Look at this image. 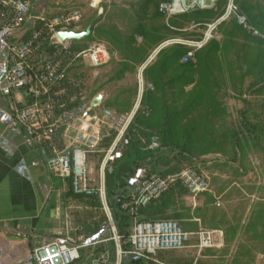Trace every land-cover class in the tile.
Masks as SVG:
<instances>
[{
  "label": "trees",
  "instance_id": "1",
  "mask_svg": "<svg viewBox=\"0 0 264 264\" xmlns=\"http://www.w3.org/2000/svg\"><path fill=\"white\" fill-rule=\"evenodd\" d=\"M162 1L165 0H139L133 10L110 5L109 8H103L102 14L94 20H84L82 16L81 23H85L77 32L89 28L90 33L80 40H72V49H85L96 39L104 43L117 56L112 61L106 82L116 83L133 73L134 68L146 58V53L152 47L171 38L170 36L178 35L177 29L186 24L194 22L202 25L215 19L222 13L225 4V0H219L213 9L195 10L173 16L169 20L170 27H167L162 23L164 18L158 12V5ZM235 3L243 10L248 22L264 34L261 18L257 19L253 14V5L247 0H235ZM33 8L31 12H34ZM54 16L56 15L51 17ZM218 31L220 39L210 40L199 49L195 53V62L180 63L188 48L172 45L161 50L144 71V79L152 84L153 89L144 91L141 108L131 125V140L120 158L112 164V171L105 176L106 201L122 251L130 248L127 237L131 217L115 201V196L125 191L128 181L142 168H145L148 174L157 175L195 168L204 174L206 172L209 182H220L218 191L222 193L264 191L263 185L256 186L253 179L242 180L247 174V152L251 151L257 155L264 153V122L252 123L246 118L250 100L243 97L260 93L264 95V41L252 37L236 24L234 18L222 23ZM239 36L246 40V44L240 56L236 57L232 52L236 50L235 38ZM137 37L141 40L138 41ZM240 64H249L246 66L251 67L249 71L253 70V67L254 70L261 71L260 79L244 89L240 83L244 76L243 73L239 74L242 70L238 67ZM227 91L242 103L238 128L226 120L225 100L229 97ZM134 93L133 87L121 89L107 98L102 106L117 114L126 113L130 109ZM146 108L149 109L147 115L143 113ZM153 136L158 139L159 146L149 149L148 145ZM141 138H144L145 142H142ZM110 141L111 138H108L104 145L107 146ZM210 154L213 155L209 156ZM224 175H227V178L221 180L220 176ZM65 182L66 204H74L68 211L72 225L82 228L84 239L101 229L105 232L108 228L107 216L97 214L98 208L102 207L99 198L75 195L70 179L66 178ZM179 191L188 193L179 183L171 185L158 198L138 210V219H171L177 222L181 215L170 210L174 196ZM199 194H207V191ZM208 197L213 200L217 198L215 195ZM79 204H83L84 208L96 210L97 215L95 216L92 209H75ZM259 206L260 210L257 212L255 207L251 210L250 206L251 219H261L264 216V204L259 203ZM167 252L159 251L157 255L163 257ZM121 264L153 263L145 258L124 254Z\"/></svg>",
  "mask_w": 264,
  "mask_h": 264
},
{
  "label": "built area",
  "instance_id": "2",
  "mask_svg": "<svg viewBox=\"0 0 264 264\" xmlns=\"http://www.w3.org/2000/svg\"><path fill=\"white\" fill-rule=\"evenodd\" d=\"M218 1L165 0L159 3L158 12L168 25L173 16L213 9ZM35 3L36 0H0V95L7 103L8 127L21 132L26 146L45 152L46 169L63 180L69 178L75 195L99 198L111 230L110 239L115 245V264H121L124 254L147 259L159 251L186 247L193 234L184 231L176 221H140L137 213L175 183L191 194L209 191V178L202 171L185 168L177 173L157 175L148 174L145 168L139 170L133 185L115 196V201L131 217L127 251L121 250L107 205L106 173L112 171V164L131 140V125L141 108L143 93L153 89L152 84L145 81L144 71L161 50L172 45L185 46L188 49L180 63L194 62L195 53L210 40H218V27L230 18L254 38L264 41V34L248 22L235 0H225L218 17L196 25L200 27L198 37H171L152 49L137 67L135 101L128 112L117 114L103 107V101L92 106L96 95H88L80 77H70L76 65L83 63L98 69L105 66L115 52L102 42H92L82 50L72 49V40H60L57 32H77L81 11L71 9L46 19L31 14ZM16 91L20 93L19 99L14 97ZM143 113L147 115L149 109H144ZM108 138L111 141L106 146ZM141 140L145 142L144 138ZM158 146V139L151 137L148 148ZM92 158L99 161L96 179L92 177ZM194 235L200 251L212 246V231L199 230ZM84 245V242L61 243L60 239L43 241L33 247L30 259L24 264H73L80 260L79 249ZM109 259V250L104 245L98 256L91 253L81 264H109Z\"/></svg>",
  "mask_w": 264,
  "mask_h": 264
},
{
  "label": "rangeland",
  "instance_id": "3",
  "mask_svg": "<svg viewBox=\"0 0 264 264\" xmlns=\"http://www.w3.org/2000/svg\"><path fill=\"white\" fill-rule=\"evenodd\" d=\"M138 1L139 0H98L97 6L92 7L91 4L93 0H36L33 8L34 12H31V14L33 16H43L49 19V17L64 11L79 9L84 20L88 18L94 20L102 14L99 12L101 8H109L110 5H116L119 8L133 10ZM247 1L253 5V14L256 15L257 19L261 18V25L264 27V0ZM169 20L168 25L165 19L162 20V23L170 27ZM84 23V21L81 23L79 26L80 29L84 26ZM196 25L197 24L194 22L186 24L182 28L177 29L179 31L178 35L170 37L196 38L199 35L200 29V27ZM137 40L140 41L141 39L137 37ZM235 41L237 42V46L235 52L232 53H235L233 56L239 57L243 52L246 40H244L242 36H239L235 38ZM92 42L101 41L96 39ZM153 48L154 47L146 53L145 57L148 56ZM116 57V55L111 57L105 66L98 69L80 63L73 68L70 77H80L85 91L92 97L101 93L104 95L105 99H107L121 89L126 90L129 87H133L135 93L131 97V105L129 107L131 108L137 94L136 73L138 65L134 68L133 73L126 75L121 81L107 83L108 71L110 70L112 61L116 59ZM253 59L254 57H252V60ZM246 66H249V64L238 66L242 69L239 74L243 73L244 75L240 81L243 89L260 79L261 73L258 69L254 70L255 67H253V70L249 71L251 67L246 68ZM227 93L229 94L228 91ZM225 106L228 111L227 119L233 122L237 116V111L242 107V103L239 99L234 98L232 94H229V97H226ZM211 155L213 154L209 156ZM90 164L92 177L96 179L99 161L96 158H92L90 159ZM226 178L227 175L220 176L221 180ZM244 179L245 177L242 178V180ZM258 179L264 187V175L259 176ZM219 185L220 182L214 183L210 180V191H207V194H191L183 191H179L175 194L170 211L181 215V218L177 220V222L182 229L193 235L186 247L179 250L168 251L163 257L156 253L146 260L151 261L153 264H264V216L261 219H251L249 214L250 206H252L251 210L255 207L257 212L260 210L259 203L264 204V191L222 193L218 191ZM209 195L211 197L215 195L217 197L216 200L209 199ZM81 207L82 209H88V211L92 209L89 207L84 208L85 206L83 204L76 205L75 209H81ZM92 211H94L95 216L97 214L105 216L106 214L101 206L98 208L97 214L95 212L96 210L92 209ZM262 212L264 215V210H262ZM199 230H209L214 233L212 246L201 251L196 246L194 235V233ZM74 231L77 233L81 232L82 228L74 227ZM111 236V230L108 227L106 231L101 234L99 239H107L104 245L107 246L110 253L109 264H115V245L113 240L110 239ZM73 240L75 243H79L80 241L84 242L85 239L82 237L81 240ZM102 245L103 244H91V247L94 248L93 253L96 256L101 253L103 248Z\"/></svg>",
  "mask_w": 264,
  "mask_h": 264
},
{
  "label": "crops",
  "instance_id": "4",
  "mask_svg": "<svg viewBox=\"0 0 264 264\" xmlns=\"http://www.w3.org/2000/svg\"><path fill=\"white\" fill-rule=\"evenodd\" d=\"M99 12L102 13L103 8ZM14 97L19 99L20 93L14 92ZM243 97L250 100L246 118L252 123L264 122V95ZM105 100L103 95V102ZM239 110L233 122L226 116L237 128ZM7 112V103L0 95V264H24L36 244L55 239L75 243L73 239L81 240L83 232L74 231L68 213L74 204H66L65 180L46 169L43 150L29 148L22 142L21 132L8 127ZM246 157L245 179H253L256 186H262L258 177L264 175V153L257 155L248 151ZM93 244L104 246L100 242ZM93 252L91 245L82 246L80 260L73 264L86 262Z\"/></svg>",
  "mask_w": 264,
  "mask_h": 264
},
{
  "label": "water",
  "instance_id": "5",
  "mask_svg": "<svg viewBox=\"0 0 264 264\" xmlns=\"http://www.w3.org/2000/svg\"><path fill=\"white\" fill-rule=\"evenodd\" d=\"M90 33V29L87 28L84 31H79V32H74V31H59L57 32V37L60 40H80L84 37H86L88 34ZM103 101V95L97 94L92 102V106H95L96 103L101 104ZM139 170L137 171V173L135 174V176L133 178H131L128 183L127 186L131 187L135 181V178L138 176ZM103 233V229L99 230L96 234L88 237L85 239L84 244L86 245H91L93 243H96L97 240L100 238L101 234ZM61 243H69L67 240H61Z\"/></svg>",
  "mask_w": 264,
  "mask_h": 264
},
{
  "label": "bare ground",
  "instance_id": "6",
  "mask_svg": "<svg viewBox=\"0 0 264 264\" xmlns=\"http://www.w3.org/2000/svg\"><path fill=\"white\" fill-rule=\"evenodd\" d=\"M98 2V0H93V4H96Z\"/></svg>",
  "mask_w": 264,
  "mask_h": 264
}]
</instances>
